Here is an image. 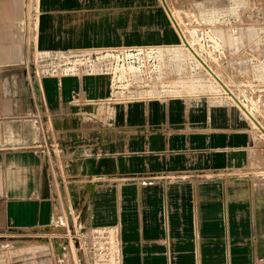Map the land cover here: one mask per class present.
Returning a JSON list of instances; mask_svg holds the SVG:
<instances>
[{
  "label": "crops",
  "instance_id": "1",
  "mask_svg": "<svg viewBox=\"0 0 264 264\" xmlns=\"http://www.w3.org/2000/svg\"><path fill=\"white\" fill-rule=\"evenodd\" d=\"M57 1L75 7L61 17H93L82 12L145 0ZM22 10L20 0H0V239L54 224L61 179L81 225L119 227L122 264H226L225 241L230 264L248 262L250 208L200 179L244 163L242 123L194 97L101 102L109 85L93 74L21 78Z\"/></svg>",
  "mask_w": 264,
  "mask_h": 264
},
{
  "label": "rangeland",
  "instance_id": "2",
  "mask_svg": "<svg viewBox=\"0 0 264 264\" xmlns=\"http://www.w3.org/2000/svg\"><path fill=\"white\" fill-rule=\"evenodd\" d=\"M48 3L20 0L23 17L18 28V46L22 64L18 70L26 76L21 78L36 77L35 82L39 83L48 74H93L109 85L108 96L101 97V102L129 104L194 97L204 100L211 109H226L228 117L242 123L243 132L249 137L244 163L200 179L224 184L226 189L230 188L226 201H239L250 208L248 228L253 240L241 242L250 252L244 264H264V135L184 47L166 10L167 4L176 12L174 16L181 29L194 38L202 58L228 88L242 97L264 126V0L116 1L97 11L93 8L82 12L93 13V17H61L75 7L60 9L57 0L46 7ZM97 13L112 17H95ZM49 36L53 42H47ZM107 54L112 55L115 65L109 71L98 67ZM68 66L74 68L67 71ZM37 127L41 131V126ZM61 183L56 180V222L32 237L20 238V244L14 242L16 238L0 239V263L92 264V231L103 226L80 224ZM109 227L113 229L114 248L120 252L114 264H122L119 227ZM55 240H60L56 247ZM225 244V263L230 264L231 252L227 241L223 242L224 247ZM61 245H66L65 252L61 253Z\"/></svg>",
  "mask_w": 264,
  "mask_h": 264
},
{
  "label": "built area",
  "instance_id": "3",
  "mask_svg": "<svg viewBox=\"0 0 264 264\" xmlns=\"http://www.w3.org/2000/svg\"><path fill=\"white\" fill-rule=\"evenodd\" d=\"M101 63L102 64L98 67L99 68L102 67L106 71H109L110 69H112L115 66L111 54H107V56L104 58V61H101ZM94 69L95 68H92V70H94ZM38 105L42 107V101L41 100L38 102ZM34 121L37 125L41 126L40 127L41 129H42V127H43V129L46 127V124H45V122L41 116L38 115L37 117H35ZM43 137L45 140H46V138H48L46 134L43 135ZM49 146H51V145H49ZM51 147H53V146H51ZM46 148H47V150L45 149L46 153H48L51 156V158L56 159L55 158V151L52 148H49L48 146ZM60 181H61V179H60ZM71 218H72V214H71ZM72 219H71V221H72ZM112 231H113V229L109 226H103L100 228H96L92 231L94 233L93 234L94 240H93V242H91L92 244L89 246L90 247L89 253L91 255L92 264H114V261L116 263L117 260H119V258H120L119 253L120 252L114 248L115 239L113 238ZM115 236H118V234L116 233ZM91 250H92V252H91Z\"/></svg>",
  "mask_w": 264,
  "mask_h": 264
},
{
  "label": "bare ground",
  "instance_id": "4",
  "mask_svg": "<svg viewBox=\"0 0 264 264\" xmlns=\"http://www.w3.org/2000/svg\"><path fill=\"white\" fill-rule=\"evenodd\" d=\"M166 7H167V9H166L167 10V14L169 15V18L172 20L173 25H174V28L176 29V32L180 36V38H181V40L183 42L184 47L195 57V59L203 67L206 68V70L210 74V76L213 77L215 79V81H217L224 88V90L227 92V94L229 95V97L232 98L235 101V103H237V105L240 107V109L243 110V112L245 113V115L249 119H251L253 121L254 125H256L260 129L261 133L264 135V126L255 118L254 112L252 111V108L248 109L246 107V104L244 103L242 97H240L238 94L234 93V91H232L230 88H228L225 85V83H223V81L219 77L218 73L214 69H212L210 67V65L204 60V58H202V56L198 52V50H197V48L195 46L194 38H189L188 36H186L184 34V30L181 29L180 23L177 21V19L174 16L176 12L173 9H170V7L167 4H166ZM23 21H25V20H23ZM25 22L28 23V20L26 19ZM45 27H47V23H46V26ZM50 41H52V40H50V38L47 37V42H50ZM45 52L46 51H44V53ZM46 54H48V52H46ZM131 66H133V65L131 64ZM73 68H74V66H68L65 70L69 71V70H72ZM65 246L66 245H64V246L61 245V247H62L61 253L62 252H65V249H64ZM122 260H123V258H122Z\"/></svg>",
  "mask_w": 264,
  "mask_h": 264
},
{
  "label": "water",
  "instance_id": "5",
  "mask_svg": "<svg viewBox=\"0 0 264 264\" xmlns=\"http://www.w3.org/2000/svg\"><path fill=\"white\" fill-rule=\"evenodd\" d=\"M0 76H1V73H0ZM35 80V79H34ZM35 83H37V82H35ZM35 88H36V91H37V93H39L40 94V90H39V88H38V84H36L35 85ZM67 211H68V209H67ZM68 218H69V221H71V214L69 213L68 214ZM49 227H46V230L48 229ZM57 241H60V240H55L54 241V247H56V245H57ZM66 241V240H65ZM22 241H18V242H16V244H20ZM68 242V241H67Z\"/></svg>",
  "mask_w": 264,
  "mask_h": 264
}]
</instances>
